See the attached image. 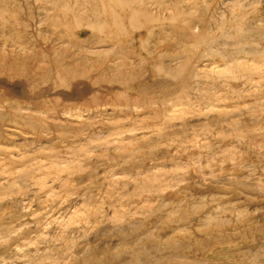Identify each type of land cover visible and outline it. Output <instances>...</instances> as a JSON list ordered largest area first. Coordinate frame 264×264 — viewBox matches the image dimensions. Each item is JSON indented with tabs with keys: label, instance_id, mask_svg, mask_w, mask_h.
Wrapping results in <instances>:
<instances>
[{
	"label": "rangeland",
	"instance_id": "rangeland-1",
	"mask_svg": "<svg viewBox=\"0 0 264 264\" xmlns=\"http://www.w3.org/2000/svg\"><path fill=\"white\" fill-rule=\"evenodd\" d=\"M0 116V264H264V0H0Z\"/></svg>",
	"mask_w": 264,
	"mask_h": 264
},
{
	"label": "bare ground",
	"instance_id": "bare-ground-1",
	"mask_svg": "<svg viewBox=\"0 0 264 264\" xmlns=\"http://www.w3.org/2000/svg\"><path fill=\"white\" fill-rule=\"evenodd\" d=\"M108 13V12H107ZM110 14V13H109ZM130 18V17H129ZM128 19V18H127ZM135 20H136V18H134V17H132V24H133V22L134 23H136L135 22ZM116 23H117V25H120V21L116 18ZM1 117V116H0ZM3 119V118H2Z\"/></svg>",
	"mask_w": 264,
	"mask_h": 264
}]
</instances>
